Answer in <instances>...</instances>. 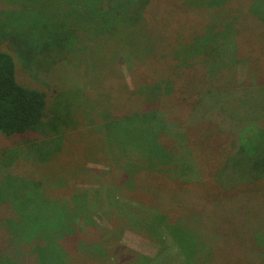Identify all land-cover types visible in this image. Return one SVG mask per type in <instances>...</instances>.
<instances>
[{"label":"rangeland","instance_id":"1","mask_svg":"<svg viewBox=\"0 0 264 264\" xmlns=\"http://www.w3.org/2000/svg\"><path fill=\"white\" fill-rule=\"evenodd\" d=\"M199 1L205 5L208 0H164L157 7L152 0L148 10H154L149 22L162 32L160 46L157 40L154 43L155 39H140L136 29L145 23L139 25L136 19L134 23L120 24V20L115 23L113 13L104 3L93 16L92 0H0V51L13 57L21 85L48 95L50 119L45 121L53 118L52 127L59 133L57 138H52L46 131L52 128L43 126L27 135L0 134V219L18 212L29 219L46 221L50 208L46 209L57 203L75 212L69 217L73 240L69 248L78 251L84 245L88 254L98 257L99 253L94 250L107 245V239L112 237L108 263H113L112 256H120V251L129 249L131 252L126 256L132 257L131 264L140 255L152 258V264H192L194 261L195 264H264V155L259 152L262 142L264 145V101L258 103L261 97L255 94L243 96L246 90L237 91V96L248 98L247 105L242 107V100L240 108L229 105L224 110L226 120L220 125L221 137L216 136L212 145L215 128L206 121L209 118L207 96L200 104L203 117L197 121L185 115L191 105L184 100L176 99L168 107L161 104L168 95L180 99L188 82L196 87V95L207 92L204 86L213 82L212 87L218 92L215 104L220 108L225 98L232 99L225 95L227 90L241 87L251 90L249 85L264 75V66H258L260 73L248 71L244 76H220L244 55L249 54L253 61L261 58L257 59L258 54L264 56V39L258 35H264V27H247L244 18V24H231L228 33L217 36L232 51L230 34L233 33L241 45L236 57L225 59L224 56L214 64L212 42L196 52L204 39L192 45L195 40L214 34L208 35L213 28V15L208 14L210 21L205 26L204 15L196 13L215 8L200 6ZM235 1L232 0L233 4ZM174 2H177L176 9L171 12ZM78 3L81 5L74 12ZM183 10L193 16L189 18L192 28L185 32L184 15L173 18L174 13ZM253 11L263 14L256 6ZM66 14L70 20L64 21L62 27L72 31V59L83 62L85 69L66 63L65 73L72 75L73 82L61 84L54 78L59 69L51 63L66 52L57 53L49 47L52 42L63 40L60 36H50L52 26L59 25ZM145 17H149L148 13ZM35 19L38 21L33 22ZM117 26L122 30L118 33L124 32L115 46L111 44L115 37L93 29L110 30ZM206 29L208 34L204 35ZM250 30V38L243 40L241 34ZM252 38L253 43L249 41ZM142 48L147 54L142 53ZM114 50L120 52L119 63L102 64L105 57L116 59ZM139 59H144V63ZM185 66L199 67L204 74L184 77L179 70ZM68 80L64 77L62 83ZM262 89L261 101L264 83ZM54 91H59L56 97L52 95ZM132 115L135 117L126 119ZM124 127L130 130L125 131ZM160 136L162 142H159ZM157 145L162 148L158 154ZM257 163L263 168L260 172L256 171ZM13 174V179L1 178ZM112 186L116 187L114 194L117 195L110 199L109 195L114 194L108 187L112 189ZM3 200L7 202L2 206ZM171 215L177 219L183 215L182 226L174 218L167 219ZM87 221H94L96 225L86 224ZM150 221L153 237L143 230L144 222L148 225ZM169 221L180 229L176 234L175 228H171L176 239L168 235L172 251L165 241L169 238L154 225ZM208 235L215 240L217 248L212 256L203 247ZM174 240L183 248L197 249H186L182 254L177 251ZM79 253L83 258V252ZM77 262L89 264L81 258Z\"/></svg>","mask_w":264,"mask_h":264},{"label":"trees","instance_id":"2","mask_svg":"<svg viewBox=\"0 0 264 264\" xmlns=\"http://www.w3.org/2000/svg\"><path fill=\"white\" fill-rule=\"evenodd\" d=\"M73 1L76 2V0H73ZM163 1L164 0H154V4H156L155 7L162 6L161 4H163ZM92 2H93V7L95 8V11H93L92 13L93 16H96L97 12L99 13V10H96V9H98V7L101 8L102 4L104 3V5L109 8V11L113 13L111 15L115 17L116 19L115 23H117L118 20H120V24L122 22L134 23L135 19H136L135 22L139 23V25L145 23V25H142L140 27L138 25L140 29L139 28L136 29L137 32L140 33V39L141 40H146L147 38H150V40L155 39L153 40L154 43H156V40H157L158 41L157 45L162 46L163 43L160 39L162 32H160L159 30H156L154 26L149 22L150 19H152L153 17L152 14L154 10V8H152L151 10H148V8L151 6L152 0H133V1L126 0V2H124L123 0H92ZM177 2H174L175 5H173L170 8L171 12L172 10L174 12V10L176 9ZM80 3H78L79 5L77 4L78 6H75L74 12L76 11L78 7H80L81 5ZM252 3H254V6H252ZM198 4L200 6H207L209 8H215V9H212L213 11H210L209 9H204L202 11H197L196 13V15H201L202 17L204 15L203 19H204V23L206 22L205 26L209 25L210 19L208 18L209 16L208 14L211 13V15H213L212 16L213 28H210L212 31L208 32V30L206 29L204 32L205 33L204 35L208 33H209L208 35H210L211 33H214V34L208 37H204V38L199 37L198 38L199 40L196 39L195 43L192 45H197L201 43V41H203L204 39L203 45L197 46L198 49L196 52L199 53L201 52L200 49L202 46L206 47V45L212 42L211 44L213 45L215 55H216L214 64H217L216 62L223 60L220 58L224 56L225 57L226 56L236 57L235 54L237 53V49L240 48L241 46L236 40V37L231 35L233 34L232 32L230 34L231 37L229 36L233 44L232 51L228 50V46L225 45V43H221L218 41L217 36L228 33L227 29L229 28V25L237 24V26H240L245 23L247 24V27L254 25V29L255 28L261 29L264 27V20L261 19L262 16H263L262 18H264V15H263L264 14V2L261 0H242L241 2L239 1L237 2L236 0L234 4L232 0H208L206 1L205 5H203L200 1L198 2ZM229 4H231L232 7L227 8ZM86 5L88 6L87 3ZM237 5L240 6V9H236ZM182 6L184 7L186 6L185 2L182 4ZM255 6H256V9H260V8L262 9L263 11L262 15H258L259 11L258 12L253 11ZM246 10H249L250 13L248 14ZM69 11L70 9H68V12ZM192 11L194 12V10ZM236 11H238L239 13L238 15H236ZM147 13L149 16L148 18L145 17ZM181 14L184 15V18H186L185 23H184L186 26V29L184 30L185 32L192 28V23L190 22L189 18H193V16L189 14L186 10H183L181 12L176 13V15L174 13L173 18L175 19V17H179L181 16ZM69 17L70 15L66 14V16L63 19H61V22L59 23V25L54 24L52 26V35L50 36V38H54L57 36H60L63 38V40H60L59 42H56L55 44H53L52 42V45H50L49 47L50 50L53 49L54 52H57V53L66 52V54L61 59H59L58 61L52 62L51 63L52 65L49 64L51 66H54L55 69H59L57 73L55 74L54 78H56V80H58L59 83L61 84H67V83L70 84L71 82H73L70 79L72 75L65 73L67 71V68L64 67L66 63L75 64L76 68L85 69L83 62H75L72 59L71 52L72 53L74 52V51H71L74 49L73 47L74 43L71 39L72 31L71 30L67 31L64 27H62L64 26V23H63L64 21L70 20ZM44 18L51 20L47 16H45ZM74 18L76 19V16H74ZM243 18H244V23L242 22ZM32 21L33 22L38 21V19H35ZM43 21L49 22L47 20H43ZM76 26L77 28L80 27L79 24H77ZM129 27L128 29H131ZM180 27L183 28L182 26ZM93 29L95 30L98 29L100 33L103 34L104 36L115 37V39L111 40V44H113L114 46L117 44V42H119V38L122 37L121 34L124 32L123 31L121 33H118L122 31L121 28H119L118 26L116 28H111L110 30L108 28L100 29L98 27H93ZM48 31H51V28ZM251 31L252 30H250L249 32L248 31L243 32V34H241L240 32L241 36L244 37L243 40L244 39L247 40L250 38ZM258 35L260 36V38L264 39V35H262V33L261 34L259 33ZM130 41L136 43L135 40L134 41L130 40ZM249 41L253 43L254 39L252 38ZM49 49H46L45 51H48ZM114 52L115 54H117L115 55L116 59H113L115 57H105V58L103 57L104 60L102 64L105 62L106 63L108 62V64L111 66L113 64L119 63L118 59L120 58L119 57L120 52H118L117 50H114ZM143 52L147 54L148 51L142 48V53ZM61 54L63 55V53ZM256 57L257 59L259 57L261 58H259L258 61L254 60L255 61L254 62L253 59L249 58V54H247V55L242 56V58L240 57L239 59H236L235 61L236 64L232 63L231 64L232 67L227 72L222 73L220 76L225 77L230 74H234V75L240 74V76L241 75L244 76L249 73L248 71H254V72L259 71L258 66H260V68L264 66V56H261V54L260 55L258 54ZM227 58L228 57H226L225 59ZM242 59H245V60L241 61ZM238 60H240L239 62L241 63L237 62ZM250 60L252 61V63ZM72 61H74L75 63ZM139 62L143 64L144 59H139ZM51 66H49V69L51 68ZM211 68L212 70H216L215 67L213 66ZM179 72L183 74L184 77H187V78L198 77V73L200 74V76L204 74V70L199 69V67H194V66L193 68L185 66V68H181ZM85 76L88 77L87 74H85ZM64 77H67L69 80L65 83H62V81L64 80ZM257 78H258V81H256L252 85H249L252 87L251 90L245 89L244 87H241V86H240L241 88H238L240 90H227V93L225 95L231 97L232 99L229 101V98H225L220 108L216 107V104H215L216 99L218 97L217 96L218 92L216 93V89L212 87L213 82H210L208 85L204 86L205 91L207 92L203 93L202 95L201 94L196 95L195 94L196 87L192 85V82L191 83L188 82L190 86L187 85V87H185L186 91L184 93H180L181 95L180 99H178L176 95H168V96L163 97L164 100L161 104L163 105V107H168L172 105L175 102L174 100L176 99L184 100L187 102V104L191 105V106L189 105L190 110L187 111V114L185 115H187V117H190V119L197 121V120H200V116H202V113L204 112V109L202 108V105L200 104L205 101V96H207L208 101H207L206 109H208L209 118H206V121L211 122L208 125H211V127L215 128L214 129L215 134L211 135L212 136L211 145H212L215 142L216 136L219 135V137H221L222 130L220 129V125L223 124V122H225L226 120V118H224V113H225L224 110L229 105H234L240 108L241 107L240 101L242 100H243L242 107H246L247 105L246 100H248V98L237 96L238 92L242 93L244 92V90H246L245 93L242 94L243 96H249L250 94H255L261 97L259 98L258 103H261L264 101V100L261 101V99L263 98L262 85L264 83V75H259ZM210 81H212V79H210ZM55 92H57V94ZM58 93L59 91H54L52 95L56 97ZM163 95L164 94H162L161 96ZM196 97L197 99H195ZM47 99H48V95L46 93L41 92L39 90L28 88L26 86L21 85L18 82L17 74H16V63L13 57L6 52L0 51V134L5 135L7 137L27 135L29 133L37 132V130H39L43 126H46L47 128H52L51 130L49 129L46 130L51 135V137L57 138L59 135L57 128L52 127L54 124V119L52 118L53 120L51 119L50 122L45 121L46 119H50L49 114H47V112L50 109ZM137 102L139 103V99L137 100ZM144 102H145V99H144ZM197 105H200V106H197ZM134 117L135 115H132V116H128V118L126 119L131 120L130 118H134ZM115 119H118V118H115ZM110 120L114 121V119H111V117H110ZM198 124L199 123H196V125ZM113 125L115 126V124ZM235 125L238 128L241 127L239 124H235ZM116 127L117 129L120 128V126H116ZM129 130H130L129 128L125 129V131H129ZM162 141H163V138L160 136L159 142H162ZM219 144L221 146H224L223 143H219ZM262 144L263 142L261 143L259 152L263 156L264 155V145ZM158 148H159V151H157L156 154L161 152V149H162L161 147H158ZM261 169L263 168L261 167L260 163H257L256 171L260 172L262 171ZM234 172L236 173L237 171H234ZM5 173L9 174L10 171H5ZM13 177H15L14 174L13 176L8 175L7 177H1V178L10 180V179H13ZM110 188L111 187H108V191H110L111 194H114L116 187L112 186V189ZM116 195L117 194L109 195V198L111 199ZM6 202H7L6 200L1 201L2 206ZM110 202L109 204L112 205L111 200ZM52 207H53V210H52ZM68 207L69 206H66V205L64 206V205H60L57 203H52L51 207H48L46 209L48 211L50 208V213H49L50 217H48L47 215L46 218L48 219L42 222L41 220L29 219L24 215V213L20 214L18 212L11 214L12 216H10V218L4 217V220L0 219V264H78L77 261L79 260V258L83 259V263L87 261L89 264H113V263L114 264H131V262L133 261L132 257L126 256V254H130L131 252V250L129 249H128L129 251L125 250L124 253L119 250L121 253L120 256H116V255H115L116 257L112 256L111 259L113 260V263L107 262V256L109 255V249L111 248V245H112V240H113L112 237L107 239V242H109L107 243V245L103 244L102 247L99 246L98 247L99 249L94 250L95 252L99 253L98 257H95L93 254H88L86 249L84 248V245H81L78 248V251L75 249L73 250L70 249L69 247L73 246V240L71 239L72 232L69 227L71 223L69 221V217L75 214V212L72 213ZM0 208L2 207L0 206ZM2 213H4V211H2ZM170 218L172 219L174 218L175 220L179 221L178 224L182 226L181 223L183 222V219H184L183 215L181 219H177L174 216L167 217V219H170ZM151 222L152 221L149 222L150 224L147 222L148 225H146L144 222L143 230L148 231L149 232L148 235L153 237V235L151 234L152 233V223ZM172 222L173 221H169V223L167 224H164L162 222H157L154 225L155 227L157 226L156 228H159V230L158 229L156 230L158 231L162 230L161 234H165L168 238H169L168 235H170V237L173 240V239H176V235L171 228H175L176 234H178V231H180V229L176 224L172 225ZM88 223L89 221L86 222V224ZM89 224L96 225L94 221H91ZM47 226H50V227H47ZM169 240L165 239L166 244H168L169 249L172 251L171 239L169 238ZM176 243H177V246L176 245L175 246L177 247V251L181 252L182 254H184L186 249L190 250V248H192L191 249L192 251H195V249H197V247L183 248L184 246L180 244L178 241H176ZM250 243L252 244V241ZM203 247L205 248L209 256L216 254V251H217L216 243H215V240L211 237V235H208V237L205 236ZM79 252H83V258ZM140 260L142 261V264H152L154 262L152 258L145 257V256L143 257L142 255H140L139 257H135V262L133 264H136V263L139 264ZM179 264H183V262H179ZM192 264H195V261Z\"/></svg>","mask_w":264,"mask_h":264}]
</instances>
